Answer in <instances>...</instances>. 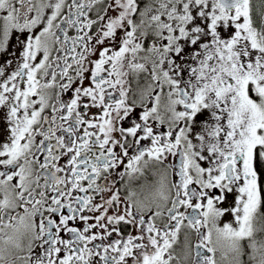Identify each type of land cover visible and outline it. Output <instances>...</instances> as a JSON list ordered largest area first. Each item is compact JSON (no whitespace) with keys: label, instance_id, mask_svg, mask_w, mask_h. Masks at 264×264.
I'll return each instance as SVG.
<instances>
[{"label":"snow or ice","instance_id":"6c2138e0","mask_svg":"<svg viewBox=\"0 0 264 264\" xmlns=\"http://www.w3.org/2000/svg\"><path fill=\"white\" fill-rule=\"evenodd\" d=\"M0 124V264H264V0H0Z\"/></svg>","mask_w":264,"mask_h":264},{"label":"flooded vegetation","instance_id":"af4514ba","mask_svg":"<svg viewBox=\"0 0 264 264\" xmlns=\"http://www.w3.org/2000/svg\"><path fill=\"white\" fill-rule=\"evenodd\" d=\"M0 127H2V124H0ZM228 219H230V218H228ZM245 261H247V257H245Z\"/></svg>","mask_w":264,"mask_h":264}]
</instances>
